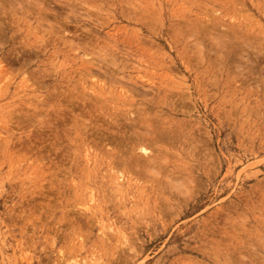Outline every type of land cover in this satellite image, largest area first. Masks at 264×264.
<instances>
[{
  "label": "rangeland",
  "instance_id": "1",
  "mask_svg": "<svg viewBox=\"0 0 264 264\" xmlns=\"http://www.w3.org/2000/svg\"><path fill=\"white\" fill-rule=\"evenodd\" d=\"M4 1L0 264H264V0Z\"/></svg>",
  "mask_w": 264,
  "mask_h": 264
},
{
  "label": "bare ground",
  "instance_id": "2",
  "mask_svg": "<svg viewBox=\"0 0 264 264\" xmlns=\"http://www.w3.org/2000/svg\"><path fill=\"white\" fill-rule=\"evenodd\" d=\"M1 1H2V4L5 3L4 0H0V2H1ZM9 1H10V0H9ZM11 1H14V0H11ZM17 1H18V0H17ZM29 1H30V0H28V5H29ZM37 1H39V0H37ZM43 1H44V0H43ZM66 1H67V0H66ZM68 1H69V0H68ZM68 1H67V2H68ZM3 2H4V3H3ZM14 2H16V0H15ZM18 2H19V1H18ZM21 2H23V1H20V3H21ZM24 2H25V0H24ZM30 2H34V1H30ZM60 2H61V1H60ZM67 2H66V3H67ZM70 2H71V1H70ZM78 2H79V1H78ZM6 3H7V2H6ZM12 3H13V2H12ZM25 3H27V2H25ZM2 4H1V5H2ZM30 4H31V3H30ZM32 4H33V3H32ZM34 4H36V2H35ZM42 4H43V3H42ZM42 4H41V5H42ZM62 4H63V3H62ZM64 4H65V3H64ZM75 4H77V2H76ZM1 5H0V6H1ZM5 5H6V4H5ZM8 5H10V3H9ZM13 5H16V4H13ZM18 5H19V4H17L16 7H17ZM28 5H27V6H28ZM43 5H44V4H43ZM43 5H42V6H43ZM65 5H66V4H65ZM2 6H3V5H2ZM30 6H31V5H30ZM30 6H29V7H30ZM32 6H34V5H32ZM32 6H31V8H32ZM66 6H67V5H66ZM66 6H65V7H66ZM68 6H69V4H68ZM70 6H71V5H70ZM70 6H69V7H70ZM73 6H74V5H73ZM3 7H5V6H3ZM19 7H20L19 10L22 8L21 10H23V12L25 11V10L23 9V7H24V3H23V5H22V7H21V6H19ZM25 7H26V5H25ZM29 7H28V8H29ZM35 7H36V6H35ZM40 7H41V6H40ZM0 8H1V7H0ZM26 8H27V7H26ZM41 8L45 10V7H44V8L41 7ZM16 9H17V12H20V11H21V10L18 11V8H16ZM46 9H47V8H46ZM72 9H73V8H72ZM49 10H50V9H49ZM73 10H74V9H73ZM13 11H14V10H13ZM31 11H32V12H30V14L34 13L33 10H31ZM0 12H1V11H0ZM2 12H3V11H2ZM17 12H14L13 15L16 14ZM21 12H22V11H21ZM41 12H43V11H41ZM44 12L47 13V10H45ZM48 12H49V11H48ZM37 13H38V12H37ZM46 13H44V15H45ZM48 14H50V12H49ZM16 15H17V14H16ZM32 15H33V14H32ZM44 15H42L41 17L43 18ZM39 16H40V15H39ZM45 17H46V15H45ZM47 18H48V17H47ZM47 18H45V22H46V19H47ZM37 20H38V19H37ZM40 23H41V22H40ZM41 24H42V23H41ZM51 24H52V23H51ZM51 24H50V25H51ZM52 25L55 26L54 23H53ZM48 26H49V25H48ZM60 27H62V26H59V28H60ZM49 28H50V27H48V29H49ZM53 28H54V27H53ZM53 28H52V30H53ZM57 28H58V27H57ZM48 29H47V30H48ZM54 29H56V27H55ZM61 29H62V28L59 29L58 33L60 32ZM63 29L65 30L64 27H63ZM63 29H62V31H63ZM57 30H58V29H57ZM38 31H39V30H38ZM48 31H49V30H48ZM48 31H47V33H48ZM54 31L56 32V30H53V32H54ZM55 32H54V33H55ZM76 35H77V34H76ZM43 36H44V34H43ZM52 36H53V35H52ZM78 36H79V35H78ZM78 36H77V39H78ZM80 37H82V36H80ZM80 37H79V39H81ZM73 38H74V37H73ZM43 39H44V38H43ZM51 39H52V38H51ZM67 39H68V38H67ZM67 39H66V40H67ZM79 39H78V41H79ZM66 40H65V42H66ZM75 40H76V39H75ZM45 42H46V41H45ZM47 42H48V41H47ZM47 42H46V44H47ZM52 42H53V41H52ZM73 42H75V41L73 40ZM78 43L81 44V45H83L80 41H79ZM78 43H77V44H78ZM87 43H88V42H87ZM46 44H44V45H46ZM62 44H63V43H62ZM71 44H72V43H71ZM77 44H76L75 46H77ZM85 44H86V43H85ZM66 45H67V44H66ZM68 45H69V44H68ZM72 45H74V43H73ZM72 45H70V47L73 48ZM86 45H87V44H86ZM86 45H85V46H86ZM88 45H89V44H88ZM88 45H87L86 47L83 46V47L85 48V49H83L84 51H86V48L88 49V48L90 47V45H89V46H88ZM66 47H67V46H66ZM68 47H69V46H68ZM80 47H81V46H80ZM80 47L78 46V48H80ZM90 48H91V47H90ZM74 49H76V48H74ZM87 52H89V50H88ZM91 53H92V52H91ZM90 59H91V61H92V58H90ZM83 61H85V59H84ZM87 61H88V59H86V62H87ZM89 61H90V60H89ZM89 61H88V62H89ZM91 61H90V62H91ZM90 62H89V63H90ZM92 62H93V61H92ZM92 62H91V63H92ZM89 63H87V64H89ZM96 66H97V65H96ZM98 66H99V64H98ZM101 67H102V65H101V63H100V66L97 67V68H101ZM123 67H124V66H123ZM123 67H122V68H123ZM82 70H83V68H82ZM83 71H84V70H83ZM103 71H107V70L104 69ZM84 72H85V71H84ZM89 73H90V72H89ZM107 73H108V72H107ZM104 74H106V73H104ZM31 78H32V77H31ZM39 81H40V80H39ZM39 81H35V82L38 83V84L43 83V80H42L41 83H39ZM32 84H34V83L32 82ZM43 84H44V83H43ZM40 86H42V85H40ZM133 88H134V87H133ZM137 89H138V88H137ZM138 91H139V89H138ZM81 103H82V102H81ZM82 114H83V113L81 112V115H82ZM81 115H80V117H81ZM83 118H84V117H83ZM87 119H88V118H87ZM118 120H119V119H118ZM116 122H117V121H116ZM116 122H115V123H116ZM129 123H130V122H129ZM129 123H127V124H129ZM122 124H123V123H122ZM124 124H125V123H124ZM130 124H131V123H130ZM132 124H133V122H132ZM134 124H136V121L134 122ZM118 125H119V123H118ZM119 126H120V125H119ZM121 126H122V125H121ZM136 126H137V125H136ZM136 126H135V127H136ZM124 127H125V126H124ZM130 127H132V126L130 125ZM140 127H141V126H140ZM140 127H139V128H140ZM128 128H129V127H128ZM133 128H134V127H133ZM133 128H132V130H133ZM137 128H138V127H137ZM144 128L146 129L145 126L143 127V129H144ZM149 128H150V126H149ZM153 128H154V127H153ZM151 132H152V131H151ZM143 133H144V132H143ZM155 133H156V132H155ZM156 134H157V133H156ZM162 134H164V133H161L160 135H162ZM125 135H126V134H125ZM138 135H139V134H138ZM130 136H131V134H130ZM165 136H166V135H165ZM165 136H162V137H165ZM128 137H129V136H128ZM160 138H161V137H160ZM164 139H166V138H164ZM114 140H115V139H114ZM154 141H155V140H154ZM158 141H159V140H158ZM160 141H161V140H160ZM109 142H110V141H109ZM115 142H116V141H115ZM117 142H118V141H117ZM122 142H124V139H123ZM150 142H151V141H150ZM156 142H157V141H156ZM107 143H108V142H107ZM107 143H106V144H107ZM111 143H112V142H111ZM113 143H114V142H113ZM115 144H116V147H117L118 143H115ZM154 144H155V143H154ZM119 145H120V143H119ZM121 145H122V144H121ZM121 145H120V146H121ZM105 146H107V145H105ZM112 146H113V145H112ZM124 146H126V144H125ZM127 146H128V145H127ZM110 149H111V148H110ZM136 150H138V149H136ZM127 151H128V149L126 150V152H127ZM118 152H119V151H118ZM123 152H124V151H123ZM139 152H140V151L138 150V153H139ZM146 152H148V151H146ZM146 152H145V153H146ZM134 153H135V152H134ZM136 153H137V152H136ZM140 154H141V153H140ZM142 154H143V153H142ZM142 154H141V155H142ZM146 155H147V154H146ZM148 155H149V154H148ZM140 159H141V158H140ZM144 159H145V158H144ZM149 160H150V159H149ZM151 160H152V158H151ZM153 160H155V162H156L157 159H153ZM116 161H117V160H116ZM118 161H119V160H118ZM145 161H146V160H145ZM119 162H121V161H119ZM149 162H150V161H147V163H142V164H140V163L137 162V163L134 164V166L143 165V168L146 169V170H148V169L150 168V164H149ZM151 162H152V161H151ZM123 163H124V162H123ZM153 163H154V162H153ZM117 164H118V163H117ZM151 164H152V163H151ZM152 165H153V164H152ZM173 185H174V184H173Z\"/></svg>",
  "mask_w": 264,
  "mask_h": 264
}]
</instances>
